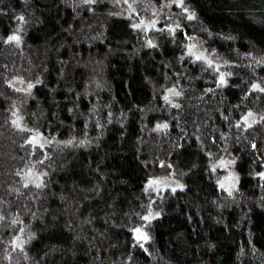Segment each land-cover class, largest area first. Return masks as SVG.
Wrapping results in <instances>:
<instances>
[{"label":"trees","instance_id":"trees-1","mask_svg":"<svg viewBox=\"0 0 264 264\" xmlns=\"http://www.w3.org/2000/svg\"><path fill=\"white\" fill-rule=\"evenodd\" d=\"M185 3L151 43L109 0H0V264H264V67L239 66L264 0Z\"/></svg>","mask_w":264,"mask_h":264},{"label":"rangeland","instance_id":"rangeland-1","mask_svg":"<svg viewBox=\"0 0 264 264\" xmlns=\"http://www.w3.org/2000/svg\"><path fill=\"white\" fill-rule=\"evenodd\" d=\"M87 1V0H84ZM97 0H95L96 2ZM109 2L112 3V5L116 8H119L122 11L121 14L129 17L133 21V25L137 30H140V33H142L145 37L147 36V39L151 42H157V36L155 34V29L157 25L161 24L163 21H165L169 27H173L176 25H181V22L179 19L181 18L182 13L187 14L188 16L194 15L192 9L185 3V0H182L183 6H181V0H160L159 3H157L155 0H109ZM94 3V2H93ZM187 9V11H185ZM165 20L164 18H166ZM163 20V21H162ZM191 21L195 20V17L193 19H190ZM155 34V35H154ZM156 36V37H155ZM194 46V47H193ZM187 50H191L189 52V56H192L195 60L197 56H204L206 57L209 54L208 47L204 44H201V41L197 39L196 35H192V37L189 40V43L187 44ZM191 57V58H192ZM245 57V56H243ZM243 62V61H242ZM253 63V65H257L260 67H264V60L262 58L257 59L256 61L252 59V57L248 56L244 59V62L239 65L242 67H249L250 63ZM256 67V66H255ZM224 78V84L227 85L229 79L231 78V74L226 75L225 72L222 74ZM163 125V124H161ZM42 141V142H41ZM32 142V141H31ZM37 143H41L40 145H47L48 141L47 139L43 138H36ZM34 146L36 143H32ZM234 165L233 162L227 161L222 165L221 163H216L214 166L215 168H220L224 173V178L221 181L223 187L228 189L229 191L232 190L233 186L238 183L239 179L235 176L232 170V166ZM230 174H232L234 177H230ZM32 180L33 178H28ZM37 179V180H36ZM34 181L36 185L43 184L44 182L41 181L39 178H34ZM178 184L174 182L173 180H159V182L153 184L152 181L148 182L146 185V190L151 191L157 194H163V193H171L177 191ZM156 217L155 214L149 216V220H152ZM147 234L144 231H141L140 233H135V237L138 241L141 243L148 241L147 239H138L139 236H143ZM17 238V247L19 249H22V247L25 246L26 242L24 241L19 245Z\"/></svg>","mask_w":264,"mask_h":264},{"label":"snow or ice","instance_id":"snow-or-ice-1","mask_svg":"<svg viewBox=\"0 0 264 264\" xmlns=\"http://www.w3.org/2000/svg\"><path fill=\"white\" fill-rule=\"evenodd\" d=\"M87 2H95V0H87ZM181 6H183V3H182V0H181ZM185 11H187V9H185ZM194 18V15H189L188 16V19H193ZM20 19H23V17H21ZM10 40H15V41H17V42H19V37H17V36H12V37H10L9 38ZM194 47V46H193ZM190 52H191V50H190ZM196 59H203V57L202 56H197L196 57ZM209 63V65L211 66V61H209L208 62ZM224 82V78H223V76H221V83H223ZM32 87V85H29V88H31ZM255 88H257V89H259V91H261V92H264V88H260V86L259 85H255L254 86ZM176 95H179V93H175ZM165 99H167V97L165 98ZM252 115V113H249L248 114V116H251ZM246 120H247V117L245 118ZM238 127H239V125H237ZM152 183H156V182H152ZM43 185L42 184H37V187H42ZM143 219H145V220H148L149 219V217H147V216H145V217H143ZM135 231L137 232V233H140L141 232V230L140 229H135ZM138 239H147V236L146 235H143V236H139L138 237Z\"/></svg>","mask_w":264,"mask_h":264},{"label":"water","instance_id":"water-1","mask_svg":"<svg viewBox=\"0 0 264 264\" xmlns=\"http://www.w3.org/2000/svg\"><path fill=\"white\" fill-rule=\"evenodd\" d=\"M30 174H35V173L33 171H31Z\"/></svg>","mask_w":264,"mask_h":264}]
</instances>
